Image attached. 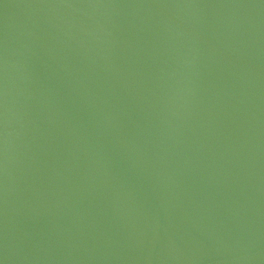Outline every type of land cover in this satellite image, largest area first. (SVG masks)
I'll list each match as a JSON object with an SVG mask.
<instances>
[{
  "label": "water",
  "instance_id": "1",
  "mask_svg": "<svg viewBox=\"0 0 264 264\" xmlns=\"http://www.w3.org/2000/svg\"><path fill=\"white\" fill-rule=\"evenodd\" d=\"M0 264H264V0H0Z\"/></svg>",
  "mask_w": 264,
  "mask_h": 264
}]
</instances>
